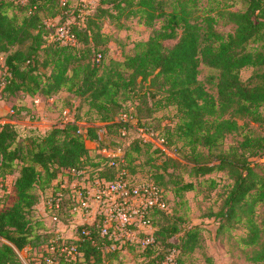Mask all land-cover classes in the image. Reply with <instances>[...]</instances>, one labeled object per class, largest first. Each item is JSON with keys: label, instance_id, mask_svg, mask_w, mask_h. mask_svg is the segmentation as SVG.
<instances>
[{"label": "trees", "instance_id": "16d2710c", "mask_svg": "<svg viewBox=\"0 0 264 264\" xmlns=\"http://www.w3.org/2000/svg\"><path fill=\"white\" fill-rule=\"evenodd\" d=\"M77 1L70 8L68 2L62 5L57 0H0V53H5L4 86L0 92L38 95L47 101L64 89L86 101L88 110H94L100 122L80 123L74 113L73 122L51 126L32 139L24 148L25 153L20 146H11L17 137L14 120H20L26 109L15 108L13 114L5 117L11 122L0 124V179L13 175L15 160L21 162L12 182V203L0 207V264H22L18 256L21 252L27 254L28 264H47L49 257H54L56 264H105L112 260L118 251H106L104 245L108 242L93 226L88 227L89 236L83 235L79 227L81 253L76 261L39 249L52 235L36 215L38 192L46 196L57 173L66 167L89 165L106 170L107 159L100 153L91 155L88 145L96 141L99 126H104L106 133L98 143L106 147L104 144L110 137L118 139L122 128L116 116L128 114L138 129L152 133L155 129L152 113L163 107L173 108L174 113L157 119L162 140L166 145H176V137L189 147L192 155V162L183 164L180 170L188 177L201 178L200 183H207L211 189L217 186V181L207 178L209 173L226 171L232 178L221 208L213 214L218 230L230 231L244 221L248 234L241 242L245 246L256 245L264 233V217L260 224L254 221L256 204H264V161L235 160L264 155V135L245 134L238 148L225 152L217 148L227 134L240 128L236 119L224 117L229 110L264 125V112L259 110L264 106V72L256 71L255 80L248 83L239 78L242 68L264 67V0H244L243 11L227 12L233 30L226 33L214 29L215 17L205 12L196 14L197 0H99L82 25H72L77 38L75 45H61L55 40L46 44L47 20L58 18V25L68 21L78 14ZM168 5L170 9L166 10ZM104 17L116 22L135 17L147 27H153L161 19V24L146 40L134 44L130 56L123 61L109 60L100 70L109 40L100 31L99 20ZM117 29L125 27L119 23ZM201 63L216 71V98L197 78ZM144 83L145 91L130 100L135 102L134 108L116 111L121 104L119 97L133 91L136 84ZM147 100L151 105L144 116L140 111L143 105H148ZM151 145L143 137H136L124 148V167L129 174H135V154L143 147L150 149ZM164 163L165 172L175 170L178 161L173 154ZM169 176L174 197L180 198L196 186L193 181H185L181 174ZM162 178L158 174L148 180L164 190ZM66 210L67 207L62 215ZM181 220L173 212L153 213L154 241L142 251L140 264H158L172 248L178 250L180 263L181 255L199 246L201 227L180 226ZM175 238L177 243L173 242ZM251 259L264 263V246Z\"/></svg>", "mask_w": 264, "mask_h": 264}, {"label": "rangeland", "instance_id": "374dc122", "mask_svg": "<svg viewBox=\"0 0 264 264\" xmlns=\"http://www.w3.org/2000/svg\"><path fill=\"white\" fill-rule=\"evenodd\" d=\"M58 4L64 5L65 2L69 3V7H74L78 1L77 0H57ZM198 10L197 15L205 12L210 16L215 17V22L213 27L220 33H226L233 30V25L227 20L226 13L229 11H243L246 7L244 0H197ZM170 6L166 7L169 10ZM100 21V31L109 36L107 42L108 51L104 55L103 62L100 63L99 69L108 63L109 60L113 61H123L127 56L133 53L134 44L140 40H146L151 34L153 29H156L161 24V19L155 21L153 27H147L143 25L135 17H129L127 19H120L119 21H111L104 17ZM121 23L125 29H117V25ZM58 25V18L47 20V31L49 33L46 35V44L51 42L52 35L55 28ZM45 46V45H44ZM92 59V55H90ZM5 53H0V75L3 73V63H4ZM41 71H47V69H40ZM198 80L203 84L205 89L217 97V90L215 87V73L216 71L204 64H200L198 67ZM257 72H264V67L260 69L245 67L239 72V78L243 83H248L252 79L255 80L254 74ZM139 79H137V82ZM145 83L143 85L136 84L134 90L127 94H122L119 97V102L121 103L116 111H121L126 109L131 111L134 108L135 102L133 100L136 94H141L145 91ZM38 95L29 96L27 94L16 92L14 94H4L0 92V117H7L11 109L24 108L20 114V120H14L17 137L11 148L20 146L23 153L30 141L35 137H40L52 124L58 123L61 118V111L63 109L73 110L75 115L78 116V121L83 123L84 121L90 120L94 123H100L97 121L96 112L89 111L86 101L76 98L72 93L66 92L61 89L53 100L43 101L38 105L35 104L34 99ZM148 101V105L142 106L140 113L142 115H147L148 109L151 105V101ZM76 106V110L74 109ZM260 111L264 112V106L259 108ZM174 113L173 108L163 107L152 113L154 118V127L149 134L138 129L135 121H132L129 125V130L127 136L123 140H119L114 137H110L106 141L104 146L106 148L113 150L117 153V149H124L132 138L143 137L147 142L152 143V147L145 150L143 147L140 152L135 154V160L133 165H135V174H128V181L139 182L146 181L152 175L161 174L163 178L161 180L164 190L166 192V197L168 198V204L170 205V210L175 216L182 218L180 226H192L199 225L201 227L200 231V244L193 251L181 255L179 264H264L260 261H254L251 258L253 255L264 246V233L259 236V241L256 245L245 246L241 239H243L248 234V227L244 221L235 224L230 231L218 230V222L214 221L213 214L217 212L233 183L232 178L226 171H213L209 173L206 177L212 178L217 181V186L213 189L209 188L207 183H200L201 178L199 177H188L186 173L180 170L183 164L192 162V155L189 154V147L185 145L182 140L176 139V145H166L165 141L162 140L158 129V120L163 117H170ZM233 117L237 120L240 128L230 134H227L222 142V144L217 148L222 152L228 151L233 148H238L239 142L242 141L245 134L251 136H262L264 135V125L254 122L247 115L237 114L232 112V110L227 111L224 115L225 118ZM118 116L115 117L117 119ZM158 129V130H157ZM120 141V142H119ZM89 147L91 149V155H96L98 150H100L102 145L96 141L89 142ZM159 149V152H154V149ZM175 155L178 164L174 165L173 168L163 171L164 161L168 156ZM235 161H254L262 160L264 161V155L261 156H247L244 158H236ZM21 166L19 160L14 161L13 169L15 172L13 175H8L9 181L4 186V191L0 190V207H7L11 205L13 199V188L12 182L14 177L17 176V171ZM169 173L173 176L179 177L182 175L185 181H193L196 186L194 190L185 192L182 197H174L172 193L173 186L170 184ZM38 192V191H37ZM38 203L35 206L36 215L39 217L40 211L43 209V199L45 195L39 194L38 192ZM264 217V204H256L254 221L256 224H260ZM1 240V239H0ZM3 241V240H2ZM177 239L173 240L177 243ZM1 242V241H0ZM143 248L138 244L127 245L125 252H119L116 256L109 260L105 264H140L142 261ZM19 259L22 264H28L27 254L21 252Z\"/></svg>", "mask_w": 264, "mask_h": 264}, {"label": "built area", "instance_id": "2783aa9c", "mask_svg": "<svg viewBox=\"0 0 264 264\" xmlns=\"http://www.w3.org/2000/svg\"><path fill=\"white\" fill-rule=\"evenodd\" d=\"M98 3L99 0H79L78 14L58 25L53 32L52 40L58 41L61 45H75L77 38L72 25H82L86 16ZM99 58L100 55H97L96 60ZM4 74L5 71L0 75V91L4 86ZM50 100L53 99L47 101ZM42 101L40 97L34 99L38 105ZM10 114H13V109L9 111L8 115ZM73 120L74 111L63 109L60 121L52 126L62 127ZM116 121L122 127L118 138L123 140L128 134L127 128L134 120L124 113ZM7 122H11L10 119L0 117V124ZM105 133V127L99 126L96 142L102 141ZM117 150V153L106 147L98 150L107 159L106 170L85 165L66 167L57 173L48 194L43 199L40 216L43 222L47 223L48 233L52 235L49 242L43 246L45 252L76 261L81 253L78 244L79 227L83 235L89 236V226H93L99 236L108 242L104 245L106 251L125 252L127 245L134 244L145 250L153 243L155 232L152 223L153 213L158 210L170 213L168 198L165 191L152 180L130 183L129 173L124 167V149ZM108 168L113 170L109 171ZM8 181V177L0 179L1 191H4ZM66 207L67 210L62 215ZM178 254V250L172 248L158 264H179ZM56 261L54 257L46 258L47 264H56Z\"/></svg>", "mask_w": 264, "mask_h": 264}, {"label": "crops", "instance_id": "0c3cea01", "mask_svg": "<svg viewBox=\"0 0 264 264\" xmlns=\"http://www.w3.org/2000/svg\"><path fill=\"white\" fill-rule=\"evenodd\" d=\"M8 180H9V178H8ZM42 215V211H40V214H39V216H41ZM45 224V227H46V230H47V223H44ZM48 232V231H47ZM43 248L44 247H40L39 249H41V250H43Z\"/></svg>", "mask_w": 264, "mask_h": 264}]
</instances>
